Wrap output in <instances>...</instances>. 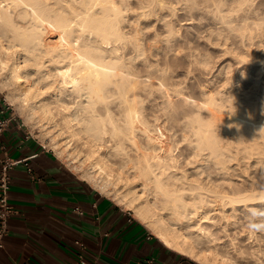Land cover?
Returning a JSON list of instances; mask_svg holds the SVG:
<instances>
[{"label": "bare ground", "instance_id": "obj_1", "mask_svg": "<svg viewBox=\"0 0 264 264\" xmlns=\"http://www.w3.org/2000/svg\"><path fill=\"white\" fill-rule=\"evenodd\" d=\"M249 1L199 0L195 4L213 13L218 24L245 28L264 22V15L244 13L257 6ZM165 4L166 0H0V89L8 88V104H28L31 113L40 118L55 116L54 110L60 113L66 136L81 138L84 133L93 170L82 173V178L89 180L96 173L97 189L108 191L111 186L114 198L133 211L165 246L200 264H264V91L259 92L258 88L253 95L241 86L223 91L217 100L205 90L207 95L201 101L182 98L191 109L184 122L186 133L193 137L189 143L194 156L212 155L214 164L221 163V173L231 168L227 161L234 160L232 163L237 166L234 170L237 168L239 182L226 184V178H222L221 191L210 197L206 191L212 189L206 188L197 176L189 180L191 174L187 176L189 173L179 170L176 156L165 147L167 143H158L156 138L164 137L165 132L158 128L154 131L156 136L150 133V126L139 118L140 112L135 108L138 90L151 91L155 84L160 86L166 80L164 69L142 57L145 46L139 36L142 24L164 17ZM127 12L133 13V20L129 21L132 34L128 31L131 36L124 30ZM261 44L256 46L258 50L263 48ZM251 51L238 61L255 69L256 59ZM112 100L123 105L122 123H116L110 113ZM201 110L208 112L207 120L200 117ZM135 118H139L138 125ZM137 131L145 138L143 145L135 138ZM105 133L114 137V146L102 153L97 141ZM67 142L60 144L57 140L52 146L58 150ZM125 142L133 147L135 158L127 155ZM109 157L119 158L116 167ZM196 166L193 169L199 174ZM185 194L190 198L186 199ZM217 206L230 250L216 246V238L203 224L213 221L209 212Z\"/></svg>", "mask_w": 264, "mask_h": 264}, {"label": "rangeland", "instance_id": "obj_2", "mask_svg": "<svg viewBox=\"0 0 264 264\" xmlns=\"http://www.w3.org/2000/svg\"><path fill=\"white\" fill-rule=\"evenodd\" d=\"M167 1L168 0H166L167 4H165L167 7H165L163 9V12H165L164 17L160 20H158V19L152 20L147 25L142 24L141 26H143V27L139 33V36H140L141 42H142V46H145V47H143V56L142 57L145 56L144 58H146L147 61L149 60L148 62H150L152 64L155 62L154 65L164 69L166 80L161 84L162 86L161 85L157 86V84H155L154 88L151 91L148 88H146L144 90H138L137 91L138 95L139 94L140 95L138 96V101L135 104V108L137 109V112H140L138 114L139 118L142 119L143 121H145L146 124H148V126H150L149 127L150 133L155 134L154 131L158 128L159 129L161 128L160 130L165 132L166 135L164 134L165 135L164 137H162V138L157 137L156 138L157 141L159 140L158 143H163V144L167 143L165 145V147H167V149L170 151V153L173 156H176L177 164L179 165L178 167H180L179 170H185L186 174L189 173V174H187V176H189L191 174L188 178L189 180H192V178L195 179L197 176L198 179L202 180V183H204L206 188H208L209 190L212 189V191H206V192H208L207 196L210 197L209 195L213 194V192L221 191L220 190L221 189V182L223 179L226 178L225 180H223V182H226V184L229 183V184L234 185V184H237L239 182L236 179L238 177V175L236 174L237 168H235V170H234V167H237V166H234V165H236V164H234L235 163L234 160L227 161V164L229 165V167L231 166V168H229V170H227V172L221 173V163L220 164H214V157L212 155L208 156V153H206V154H200L198 156H196V155L194 156L193 149L191 148L192 145L189 143V141L193 140V137L192 136L190 137V135H188V133H186V127H185V122H184L185 118L188 117L191 109L189 107H187V105L182 101V98L187 97V98H190L193 100L196 99L195 101L198 102V101H201V99H203L210 92L211 94L214 95L215 99L217 100V98L219 99V97L221 96V93L223 91H224L223 93H225V92L231 91L232 88L240 89V88H242L241 86H243V88L245 87V90L243 89L244 91H246V92L249 91L253 95L258 93L257 91L259 89H260L259 92H263L264 91V64H263L264 63L263 62L264 61V57H263L264 56V40L262 41V38L264 39V22L258 23L256 25L245 26V28L241 25L231 26V25H226V24L224 25V24H220V23L218 24V22L214 19L213 13L207 11L199 3L195 4V2L197 3V2H199V0H187V1L186 0H170L169 2H167ZM260 1H262V3ZM249 2L256 4L258 7L257 6H255V8L252 7L250 9L252 10L254 8V10L245 11L244 13H247L248 15H250V14L251 15H258V16L264 15V0H255V1L251 0ZM182 3H184V4H182ZM189 6H191V7H189ZM256 9L258 11H256ZM126 14H127L126 19H128V20L126 21L127 23H125V25H124V30L127 29L126 32H127V35L129 36L130 35L129 33L132 34V32H131L132 23H129V21L133 20L132 19L133 13L127 12ZM211 20H212V22H211ZM166 22H169V25H167ZM126 24L127 25L129 24L128 27L126 26ZM243 29L245 31L246 30L247 31L245 32ZM128 31H129V33H128ZM232 32H233V34H232ZM247 32H249V33H247ZM241 33H243V34H241ZM227 34H228V36H226ZM224 36H225V38L223 39ZM165 38L166 39L169 38V40H166ZM228 39L231 40L233 43L231 41H230L231 42L230 43ZM221 40L224 41V44H223V42H221ZM165 41H166L167 45L165 44ZM256 41H257V43H256L257 45L255 44ZM259 41H261L262 42L261 45H263V48L261 49L262 51L258 50L256 48V46L260 45V43H261ZM227 43L229 46L227 45ZM237 43H238V46L236 45ZM147 45H150V46H147ZM226 45L229 48H227ZM168 46H170L171 49H169L170 47H168ZM252 47H254L257 51L254 48L252 49ZM173 48H175L173 50L174 53L172 51ZM225 48L227 49V53L225 51L226 50ZM234 48H236V49H234ZM251 49H252V51H251ZM177 50L179 53L177 52ZM231 50L233 52H231ZM246 51H251V54H253V58L256 59V65H255L256 68L255 69L253 67L250 68V67H247L246 65H244L245 62L238 61L245 56ZM259 51H260V53H259ZM253 52H255L257 54H254ZM145 53H147V54L145 55ZM257 55H258V57H257ZM150 56H151V58H150ZM139 57H141V56H139ZM255 57H257V58H255ZM235 58H237V59H235ZM234 59L237 60V62ZM197 60H198V62H196ZM257 61H258V63H257ZM240 63L241 64L243 63V64L239 65ZM228 64H229V66H228ZM259 64H261V65H259ZM243 65H244V67H243ZM257 65L259 66L258 68H257ZM260 68H262V70H260ZM257 69H258V71H257ZM253 70H255V71H253ZM257 72L258 73L260 72V73L258 74ZM234 73H235V75H234ZM232 75L235 78L232 77ZM238 75H240V76H238ZM238 79H239V81H238ZM230 80H232L233 82L229 83ZM9 82L11 83V80ZM259 82H261V83H259ZM171 83H173V84H171ZM228 84H231V86H229ZM238 85H240V86H238ZM167 90H169V91H167ZM204 90L207 91L206 92L207 94L205 93ZM7 91H8V88L0 89V98L5 99L6 102H7V100H6L5 95H6ZM219 93H220V95H219ZM162 94H165V95H163V97H162ZM164 99L167 101H165ZM163 100H164V102H163ZM155 103H157V104H155ZM99 106L100 105L98 104L97 108H99ZM114 106H116V107H114ZM110 107H111L110 113L115 118V122L116 123H122L121 121H122V118L124 115L123 114L124 113L123 105L120 106V104H118L117 101L112 100V102H110ZM10 108H11L12 114L15 115L17 118H19L24 123V125L27 127V129L31 132V134L33 136H35L45 147H47L48 149L53 151L67 166H69L72 170H74L78 175H81V177H84L82 173H84L85 171H92L93 170V168L91 167L89 158H88V153H87L89 150L87 146H89V145L88 144L86 145L84 143L85 134L82 133L81 138H73V137L71 138V137L66 136L67 135V131H66L67 129L63 124V120L61 119L60 113H58L54 110L53 113L55 116L41 117L40 118L35 113L34 114L31 113V110L29 109L28 104L15 105V106L10 105ZM171 108L178 111V113L172 112L173 110ZM185 108H186V110L189 109L188 112L185 110L187 115L184 114ZM200 117L202 118V120H207L208 119V112L206 110H201L200 111ZM47 118H49V119H47ZM139 118L134 119L135 120L134 122L136 125H138ZM176 120H178V121H176ZM43 121H45V122L47 121V122L45 123ZM175 122H177V123H175ZM106 127L109 129V126H106ZM64 129H65V131H64ZM137 132H139V133H137ZM137 132H136L135 138L137 139L138 142H140L143 145L145 138H143L144 136L141 134L142 132H140V131H137ZM186 134H187V136H186ZM156 135L157 134H155L154 136H156ZM54 136L56 139L54 138ZM110 136L111 135L109 133H105L103 135V138H101L100 140L97 141L98 148H100V150L98 149L99 152L103 153V150H104V153H105V152H107L113 148L114 137L113 136L110 137ZM220 136H221V134H220ZM102 139H104V140H102ZM57 140L60 142V144L64 143L65 141H68V142L64 146L61 145V148H58V150H55L52 145ZM220 140H221V137H220ZM126 143L127 142H125L123 144V147H124L127 155L130 157L132 156V158H135V152H134L133 147L131 145H129L128 143L127 144ZM99 144H100V146H99ZM68 149H69V151H68ZM127 150H128V152H127ZM68 152H71V155H67ZM77 157H79V158H77ZM202 158H203V160H202ZM109 161L113 164L114 167H116L117 166L116 163L117 162L119 163V158L118 157H113V158L109 157ZM190 161H191V163H187ZM220 161H221V154H220ZM233 161H234V163H232ZM195 165H198L196 167H199L198 168V170L200 171V172L198 171L199 174H197V172L194 171V169H193V167ZM214 167H216V168H214ZM218 168H220V170ZM243 170L245 172H249L250 168H247V169L243 168ZM93 175H94L93 178L90 177L89 180H88V178H86V179L97 189V186L95 185L96 173H93ZM91 179H92V181H91ZM98 182L101 183L99 180H98ZM110 187L111 186L108 185V189H109L108 191L109 192L106 191L107 189L104 190L103 192L100 191L99 189H97V190L101 194L109 197L111 200H113L120 207L129 211L131 213V215H133V217L136 218L133 211H131L124 203L119 202L117 199L114 198L112 193H110V192H112V189H110ZM187 194H189V193H187ZM187 194H185V197H186V199H189L190 197H189V195L187 196ZM209 214H211L210 215V216H212L211 220H213V221H211V222L205 221V222H203V224L207 226V228L209 229V232H211L212 236L216 238L215 239L216 246H218V247L220 246L219 248L220 249L222 248L221 250H227V249L230 250L229 245L227 244V241L225 240V234H224L225 231H223V227H221L223 225V222H222L223 218L221 219L220 207L217 206L216 210L214 209V210L210 211ZM136 219H138V218H136ZM143 224L151 232L150 228L145 223H143ZM213 224H215V225H213ZM239 239H237V241ZM240 244L246 245V243H244L243 241H240Z\"/></svg>", "mask_w": 264, "mask_h": 264}, {"label": "crops", "instance_id": "obj_3", "mask_svg": "<svg viewBox=\"0 0 264 264\" xmlns=\"http://www.w3.org/2000/svg\"><path fill=\"white\" fill-rule=\"evenodd\" d=\"M3 154L17 162L8 191L15 212L0 264H73L80 252L94 264H140L150 258L152 264H200L165 246L45 147L15 115L0 135ZM75 206L84 212H74Z\"/></svg>", "mask_w": 264, "mask_h": 264}, {"label": "built area", "instance_id": "obj_4", "mask_svg": "<svg viewBox=\"0 0 264 264\" xmlns=\"http://www.w3.org/2000/svg\"><path fill=\"white\" fill-rule=\"evenodd\" d=\"M13 116L11 112L10 105L5 101V99L0 98V135L6 129L11 117ZM17 161L8 156L7 154H3L0 156V249L3 248L4 237L8 232L9 228V219L11 215L15 212L13 205L9 202L8 191L11 186V176L10 171L13 168ZM23 164L28 167V163L23 161ZM73 211L82 214L84 211L79 206H75ZM80 248L83 247V243L76 240L74 241ZM22 264H30L29 262H24ZM73 264H94L92 261L88 260L84 257V255L80 252L77 255L76 261ZM140 264H152V259H148L146 261L140 262Z\"/></svg>", "mask_w": 264, "mask_h": 264}, {"label": "clouds", "instance_id": "obj_5", "mask_svg": "<svg viewBox=\"0 0 264 264\" xmlns=\"http://www.w3.org/2000/svg\"><path fill=\"white\" fill-rule=\"evenodd\" d=\"M253 227H255V225H253Z\"/></svg>", "mask_w": 264, "mask_h": 264}]
</instances>
